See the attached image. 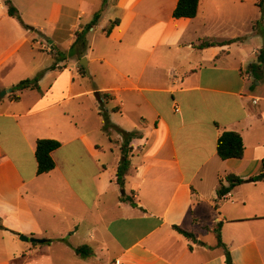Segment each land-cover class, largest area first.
Segmentation results:
<instances>
[{
  "label": "crops",
  "instance_id": "1",
  "mask_svg": "<svg viewBox=\"0 0 264 264\" xmlns=\"http://www.w3.org/2000/svg\"><path fill=\"white\" fill-rule=\"evenodd\" d=\"M40 1L10 0L20 18L36 13ZM67 1H44L51 29L68 32L61 40L40 28L52 41L44 46L50 54L60 41L70 49L83 30L79 20L89 23L104 0H78L77 26L66 30L60 27L68 20ZM259 2L200 0L195 18L174 19L178 0H108L89 32L102 30L113 43L107 47L111 81L94 87L83 81L79 63L63 70L56 62L45 69L39 91L18 93L12 88L38 71L22 68L19 52L36 42L0 2V221L6 229H0V264H225L213 231L219 224L232 264H264V197L254 182L264 171V112L247 72L263 46L264 24L255 28ZM205 42L213 44L200 48ZM248 42L255 47L246 54ZM89 50L88 43L86 59ZM109 102L115 104L107 109L111 124L141 135L130 143L123 189L114 182L122 139L103 132L99 114ZM230 131L242 137L244 155L222 161L217 140ZM41 139L60 147L52 153L55 168L38 175ZM227 175L244 182L218 198ZM123 194L137 207L122 202ZM80 246L93 256L78 258L73 249Z\"/></svg>",
  "mask_w": 264,
  "mask_h": 264
},
{
  "label": "trees",
  "instance_id": "2",
  "mask_svg": "<svg viewBox=\"0 0 264 264\" xmlns=\"http://www.w3.org/2000/svg\"><path fill=\"white\" fill-rule=\"evenodd\" d=\"M108 0H104V6L107 5ZM200 0H178L177 6L173 11V18L174 19H193L197 16V11L199 7ZM5 5L7 7L8 16L18 19L21 22L17 9L12 5L10 0H5ZM103 6V7H104ZM258 7L261 11V19L255 25V28H259L261 25L264 24V0H260L258 3ZM100 17V13L94 15L93 20L83 28V30L76 34V40L70 48V54L72 56H77L80 60L83 58L88 49V43L86 40L87 33L97 25L98 19ZM119 25V20L116 19L112 21L107 29L104 30V34L109 36L113 29ZM27 28V26H25ZM264 37V32H262ZM213 43H202L199 47H207L212 45ZM54 48V47H53ZM60 55V54H59ZM60 62V61H56ZM56 68V63L51 66L50 69L54 70ZM247 72L252 76L255 81H259L264 76V42L263 46L257 55L256 63L250 64L248 66ZM80 73L82 76H85V70L80 67ZM42 78V73L38 74L32 79H26L19 82L16 86L12 88L13 93H18L23 90H37L39 91V81ZM105 97L107 95H104ZM13 98L18 99L17 95H12ZM99 114L103 120V132L106 135H109V129L114 130L118 133L122 139V146H121V159L119 161V165L117 168L116 176H115V184L118 185L121 189L124 188V178L130 170V160L129 155L131 153L132 148L130 147V143L134 139L141 138V135L136 132H126L123 131L114 125H111L109 121V116L106 111L102 109L99 110ZM60 147V143L54 140L48 139H41L36 142V149H35V158L37 162V174H48L55 168V163L52 159V153ZM244 144L242 137L236 132H224L220 135L217 140L216 144V152L217 156L222 160H241L244 155ZM264 173V171H263ZM263 174L259 175L258 177L254 178V182L261 180ZM226 182L228 183L227 187H224L222 182H220L219 187L217 188V196L218 198H223L227 194L231 192L232 189L235 187L243 184V180L235 175H227L225 177ZM122 202H128L131 206L137 207L136 203L134 202L133 198L126 197L125 194L121 196ZM261 219H264V213ZM0 229L6 230L0 221ZM173 229L178 232L179 234L183 235L185 238L195 241V237L193 234L188 233L180 229L179 227H173ZM216 235L217 240V247H220L224 250L225 255V264H232L231 255L227 247L223 244L220 234V224L217 225L213 229ZM52 240H46L44 244L52 243ZM37 245V244H34ZM76 256L81 260H87L93 256V252L90 247L88 246H80L73 249Z\"/></svg>",
  "mask_w": 264,
  "mask_h": 264
},
{
  "label": "rangeland",
  "instance_id": "3",
  "mask_svg": "<svg viewBox=\"0 0 264 264\" xmlns=\"http://www.w3.org/2000/svg\"><path fill=\"white\" fill-rule=\"evenodd\" d=\"M45 0H41L38 4L39 8L37 9L36 13H32V12H25L21 14V22L19 21L18 26L20 27V29H24L25 31H29L31 33H33V42H36L33 50L31 49V47L29 46V44L25 45L22 50L19 52V56L22 59L23 63H22V68H29L30 70L34 69H38V71H35L34 74L38 75L42 73V78L44 76V74L47 72L46 68H48L49 71H52L51 66L52 64L56 61H60L61 66L64 69H69L72 70V67L77 66L79 63V59L77 56H72L70 54V49H68V43L67 41H60V51L57 49H54V53L50 54L46 51L47 48H44V46H48L50 47L51 45H49V41H51V39H49V41H46L45 38H47L46 33L50 32L49 35L56 38V37H60L61 40H64V38H66L68 36V32L66 31V33L62 30L61 32H58V30H53L51 29V26L48 25L47 22V17L49 14V4H45L44 2ZM0 2H4V0H0ZM68 2V1H67ZM95 2V0H94ZM78 0H70L68 2L69 4V9L66 11V15L68 17V20L66 21V24H62L61 25V29L66 28V30H68V28L70 27V25H74L77 26V15L80 12L79 8H78ZM104 4V1H103ZM102 4L101 8L94 11V14L97 13H101L102 8H104L105 6ZM104 6V7H103ZM94 10V9H93ZM3 13L0 10V16H2ZM20 18V19H21ZM94 18V17H93ZM93 18L90 20V22L93 20ZM18 20V19H17ZM36 22L35 26L32 25H28V22ZM89 22V23H90ZM79 23L83 26V28H85L86 25H88V21H86V19H81V21L79 20ZM88 23V24H87ZM27 24V25H25ZM27 26V28L25 27ZM41 27H45L46 28V33H44L43 31L40 30ZM104 27V26H103ZM108 28V27H107ZM260 28V27H259ZM72 30V29H71ZM65 33V35H64ZM102 30H96L94 33L93 32H88L87 33V42L90 44V50H89V58H87V62H88V71H89V76L86 75V77L84 78L83 81H86V83H88L89 85H93L94 87L98 86H103L102 79L104 82H106V80L111 81L110 76H111V68L109 66V63H112L111 61V57L107 56L108 55V48L107 47H111L113 46L112 42L106 41L104 38H102ZM258 39H260L261 41L264 42V37L262 34H259ZM258 40V46H260L262 43H260ZM52 42V41H51ZM255 46H253L252 44H250L249 42L247 43V46H245V51L246 54L250 53L252 51V49ZM60 54V55H59ZM100 55H105L106 57V62H99L97 60L98 57H100ZM86 58V57H85ZM54 63V64H55ZM46 69V70H45ZM39 72V73H38ZM28 72L23 73V75L27 76ZM32 76L34 75H30L29 78H32ZM97 77V79H95ZM34 78V77H33ZM26 80V79H24ZM249 84L252 86V89L254 90V95L256 97H258V102H257V108L260 109L262 112H264V76L259 80V81H255L253 78L249 81ZM96 85V86H95ZM11 89H9L10 91ZM103 108H101L103 111L107 112V109L110 111V108L115 106L114 103L109 102L108 104H102ZM108 116L109 113L107 112ZM109 121H110V117H109ZM111 123V122H110ZM113 125V124H111ZM112 131V134L115 136L114 134V130L109 129ZM114 131V132H113ZM109 136V135H108ZM108 137L105 138V141H107L106 143H108ZM264 176V173H262ZM262 176V177H263ZM260 184L257 186L258 191L260 193L263 194L264 197V179L257 181ZM253 189V188H252ZM242 191H246L245 188H242ZM205 235H207L205 233ZM31 239V238H29ZM37 239V238H35ZM44 240V239H42ZM31 243V242H28Z\"/></svg>",
  "mask_w": 264,
  "mask_h": 264
},
{
  "label": "water",
  "instance_id": "4",
  "mask_svg": "<svg viewBox=\"0 0 264 264\" xmlns=\"http://www.w3.org/2000/svg\"><path fill=\"white\" fill-rule=\"evenodd\" d=\"M45 40H46V41H49L48 38H45ZM49 44L51 45L52 42L49 41ZM79 65L85 70L86 75L89 76L87 60H86L85 57H83V58H81V59L79 60ZM9 92H10V91H9ZM2 95H5V92L2 93ZM94 96H95V98L97 99V101H99V102L101 101V98H100L99 93H95ZM263 178H264V176H263ZM19 239H20L21 241H23V242H31V243H37V244H43V243H45V240H42V239H35V238H31V239H29V238H27V237H25V236H20Z\"/></svg>",
  "mask_w": 264,
  "mask_h": 264
}]
</instances>
